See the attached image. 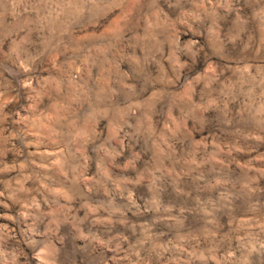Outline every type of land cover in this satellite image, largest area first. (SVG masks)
Here are the masks:
<instances>
[{
    "label": "clouds",
    "instance_id": "clouds-1",
    "mask_svg": "<svg viewBox=\"0 0 264 264\" xmlns=\"http://www.w3.org/2000/svg\"><path fill=\"white\" fill-rule=\"evenodd\" d=\"M0 264H264V0H0Z\"/></svg>",
    "mask_w": 264,
    "mask_h": 264
}]
</instances>
